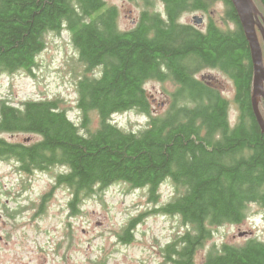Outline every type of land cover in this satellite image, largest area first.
Here are the masks:
<instances>
[{
  "label": "trees",
  "instance_id": "1",
  "mask_svg": "<svg viewBox=\"0 0 264 264\" xmlns=\"http://www.w3.org/2000/svg\"><path fill=\"white\" fill-rule=\"evenodd\" d=\"M132 1L140 4L138 19L121 29L118 8L106 0H0V74L30 72L45 35L62 29L86 72L76 82L79 124L58 98L20 106L0 101V159L14 160L26 174L64 168L55 182L71 190L72 214L83 197L115 183L147 187L152 201L161 184L171 183L173 197L154 209L178 216L186 229L162 248V256L172 264H194L213 227L242 223L250 203L264 211V135L251 106L250 49L231 0ZM214 1L224 7L221 23L209 16L199 28L180 20L186 12L207 13ZM253 1L264 21V0ZM205 68L231 80L234 123L220 90L196 76ZM148 80L176 85L162 115L152 112ZM259 108L264 118V99ZM132 109L148 117L144 128L129 131L111 121ZM91 111L98 115L95 128ZM15 132L40 139L1 136ZM139 219L123 227L120 241L134 240ZM202 264H264V241L212 246Z\"/></svg>",
  "mask_w": 264,
  "mask_h": 264
},
{
  "label": "rangeland",
  "instance_id": "2",
  "mask_svg": "<svg viewBox=\"0 0 264 264\" xmlns=\"http://www.w3.org/2000/svg\"><path fill=\"white\" fill-rule=\"evenodd\" d=\"M106 1L118 8L121 29L134 25L141 10L138 1ZM223 10L222 3L214 1L207 13L186 12L180 20L195 25L192 17L196 15L202 17V23L195 26L204 28L209 16L221 23ZM44 41L45 47L36 55V65L30 72L20 69L0 74V101L20 106L24 100L58 98L69 118L79 124L76 82L86 73L85 67L66 29L47 33ZM196 76L220 90L228 100L229 120L234 123L237 109L231 80L213 68H205ZM144 87L152 112L162 115L176 85L170 80H148ZM90 117L91 128H95L97 112L91 111ZM147 120L134 109L111 116L114 124L129 131L144 128ZM1 136L11 142L40 139L36 134L20 132ZM62 171L64 168L53 167L26 174L17 170L14 160L0 159V264H172L164 260L162 248L186 226L178 216L154 209L173 197L175 188L171 183L159 186L157 201L150 200L147 187L129 188L126 183H115L83 197L79 212L72 214L71 190L55 182ZM47 193L46 200H42ZM247 211L242 223L213 227L211 237L197 250L194 264H202L208 250L223 242L241 245L249 238L264 241V211L255 203L248 204ZM135 217L140 219L134 240L120 241L118 233Z\"/></svg>",
  "mask_w": 264,
  "mask_h": 264
},
{
  "label": "water",
  "instance_id": "3",
  "mask_svg": "<svg viewBox=\"0 0 264 264\" xmlns=\"http://www.w3.org/2000/svg\"><path fill=\"white\" fill-rule=\"evenodd\" d=\"M240 20L250 49L253 67L251 106L259 128L264 135V118L259 104L264 99V21L253 0H231ZM193 23L200 25L202 17L193 15ZM261 19V20H260ZM261 41L259 40L258 33ZM239 235H243L240 233Z\"/></svg>",
  "mask_w": 264,
  "mask_h": 264
}]
</instances>
